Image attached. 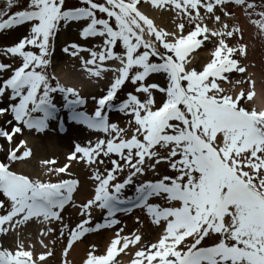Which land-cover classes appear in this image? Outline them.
Listing matches in <instances>:
<instances>
[{
    "label": "snow or ice",
    "instance_id": "snow-or-ice-1",
    "mask_svg": "<svg viewBox=\"0 0 264 264\" xmlns=\"http://www.w3.org/2000/svg\"><path fill=\"white\" fill-rule=\"evenodd\" d=\"M17 2L5 0L0 9V34L26 29L18 42L0 47L14 58L0 62V149L8 161H0L6 198L0 200V236L15 243L0 244V264H52L50 244L61 239L63 264H72L74 245L104 231L112 232L104 252L93 243L83 264H123L122 254L128 264H264V87L257 89L239 59L248 52L244 27L227 22L242 15L264 40V2L29 0L13 12ZM144 4L174 13L173 30L157 25ZM73 22H83L81 40L102 43H71L63 52L82 62L89 79L113 73L103 94L91 96V115L78 110L87 103L78 89L49 72L57 36ZM206 41L214 50L197 70L190 57ZM109 61L116 66H105ZM233 73L241 78L233 81ZM128 84L132 90L121 101L118 93ZM55 94L62 95L69 121L103 138L74 143L63 166L43 161L46 180L18 173L13 164L33 156L28 139L19 138L25 130L44 133L57 120ZM114 112L127 118V127L110 119ZM59 129L65 131L62 118ZM74 161L92 170L93 189L81 202L74 196L80 181L61 175H71ZM164 164L173 175L159 171ZM67 206L78 210L74 224L65 221ZM137 210L159 229L155 240L146 241L141 227L129 231L121 219ZM134 219L143 225L141 215ZM26 226L36 227L43 251L25 243Z\"/></svg>",
    "mask_w": 264,
    "mask_h": 264
},
{
    "label": "rangeland",
    "instance_id": "rangeland-1",
    "mask_svg": "<svg viewBox=\"0 0 264 264\" xmlns=\"http://www.w3.org/2000/svg\"><path fill=\"white\" fill-rule=\"evenodd\" d=\"M75 1L74 0H69L68 4L69 5H77V4H79V0H75ZM28 2H29V0H18L17 6L14 7L12 9V11L15 12L17 10H22L23 7H25ZM4 7H5V0H0V9H3ZM232 11H235V9H232ZM163 14H168V18L163 21L164 22L163 26L166 28V30H169V31L173 30L174 25H173V27H171L170 21L173 24V22L176 20V17L174 15V13H170V12L165 11ZM241 19L245 21V25L240 23ZM227 22L230 25L238 23L242 27L243 26H244V28L246 27V29L244 31V42L247 43V45H248V52H247V56L246 57H239V59H241L243 64L247 67V74H251V76L253 78L255 76V73L253 71H251V69H254L255 71H257V69L261 68L259 64L260 63L264 64V56H263V53H264V46L263 45H264V43H263V40L260 37L257 36L256 30L247 22V19L244 16L241 15L239 20L229 19ZM82 23L83 22H80V23L73 22V23L69 24L67 27H62L60 32H59V34H58V36H57V39H56V42H55V49L56 50H55L54 56H53L54 68H55L56 64L60 65L61 66V71L63 73H72L74 71H80V69L84 71L82 62L78 58L72 57L69 54H66V53L63 52V48L65 46H68L71 43H78V44H81L82 46H87V47L91 48L94 45H99V44L102 43L101 40H97V41H94V42H92L90 40L82 42V40L80 39V36H79V29H80V25ZM25 31H26V29L21 28L18 31H15V32H13L11 34H0V47L5 46V45H9L10 46L14 42H18V40H17L18 38L16 37V35L19 34V33L21 34V33L25 32ZM187 31H188V29L186 28L185 29V33ZM261 48H263V50L261 51L262 58L261 57L259 58L260 54H258V52L260 51ZM213 50H214V44L212 42H207L206 41L205 42V46H202L200 49L197 50V52L194 55L191 56L192 57L191 58V60H192L191 67H195L197 70H199L202 63H207V62L210 61L211 52ZM84 55H85L86 58L88 57L87 53H85ZM13 60H14V58H12L10 55L9 56H4L2 53H0V62L13 63ZM19 63H20V61L18 59H16V61H15L13 66L14 67L18 66ZM106 64H107V62L105 63V65ZM106 66H109V65H106ZM49 72H50V74L55 75L53 68H50ZM241 75L242 74H239V73H233V74H230V78L233 81H235V80L240 79ZM93 81H94V83L92 82V87L91 88H94L95 85H97L94 91L96 92L97 91L96 89H100V91H98L97 94H89V95L83 96L87 100V103L85 105V109H90L91 107H93L94 102L91 100V96H93V95L99 96V95L103 94L102 90L106 89V88H104V82L101 80V78H95ZM101 84H102V86H99ZM222 86L229 87V85L226 82L223 83ZM243 87L247 88V85L245 84ZM131 90H132V86L130 84H128L121 91V93L118 95L119 100L125 99L127 92L131 91ZM53 99H54V103L60 109V111L58 113L59 116L62 117L63 119L66 118V116H65L66 113L64 112L63 115L61 113V112L64 111L63 108H62V103L64 102L62 95L55 94ZM159 101H160V96H159V94H157V102L159 103ZM0 106H2V105H0ZM110 119L113 122H119L121 127H127V118L123 117L121 114H112L110 116ZM52 122L53 121H50V126L47 129V131L44 132V133H24L23 136L31 135V136H33L35 138H38L39 141L40 140L42 141L45 135L46 136H48V135H53L54 136V135H56L57 132H56L55 126L52 124ZM0 123H2V120H0ZM51 125H53V126H51ZM75 125H77V124H75ZM72 126L76 130L78 129L81 133H84V135L86 134V130L83 128L84 125L80 124V126H79V124H78L77 126H74V125H72ZM73 127H71V128H73ZM67 128H68V126H67ZM23 136L20 137V138H23ZM57 137H61L62 139H64L65 142H68V143L70 142L69 146H68V148L70 150H72L73 145L76 142L84 144L83 141L77 140V139H73V140H70V141L67 140L68 137H69L68 134H66L64 136L57 135ZM0 144H4V141H0ZM32 150H33V156L30 157L28 159V161L32 160L34 162V163L32 162V166H34V167H33V171L32 172H30V170H29V169H32V168L31 167L28 168L29 171H27V173H28L27 175H30V176L35 177V178H40V172H43V179L46 180L47 177L44 175V169H45L46 166L42 162L45 161V160H49V159H56V157L55 156L53 157L51 154L46 153V151L42 150V149H41V151H39L40 153H37L36 157H34L35 156V150L33 148H32ZM0 151H1L0 152V161H3V162L6 163L7 160H6V156H5V151L3 149L2 150L0 149ZM72 163H76L79 167L82 166V164H83L82 162H78V161H74ZM14 165L15 164H13V166ZM52 166L53 165H48V167H52ZM40 170H42V171H40ZM159 171L161 173H165V174H169V175H173L174 174V173L171 172V170L168 168V166L166 164L161 165L160 168H159ZM29 172H30V174H29ZM19 173L25 174L24 170L19 171ZM33 173H37V175H34ZM61 175L63 176L64 179H76V178H72L70 176H66V175H63V174H61ZM149 178H151V174H149ZM56 179H57V177H53V180H56ZM133 191H134V189H133ZM127 194H129V195L132 194V191H129ZM3 199H6V198L3 197L2 193H0V200H3ZM71 208H73V207L70 206V208H66V210L63 213V215H64V218H65L66 222L67 221H72L73 224H74L75 222H77L80 219V217H79L78 214H77V216H75L73 218L67 217L68 216V212H69L68 210H71ZM97 213H99V212H97ZM95 216L98 217L97 214H95ZM121 219L124 221V223H126L127 229L129 231H133V230H135L137 228V224L135 222V219H134L133 215H130L129 217L128 216H126V217L125 216L124 217L121 216ZM150 226H152L150 224V221L146 220L145 226L142 228V231L144 233V238H145L146 241L147 240H151L152 239L151 237L153 236V235H150L151 234V230L146 231ZM55 228L58 230V228H59V224L58 223L56 224ZM32 232H36V237H33L34 235H27L26 236L25 233L23 234V239L25 240V243L26 244L35 243L37 252L43 251V249L41 248L40 244L38 243L39 237H37L38 233L36 231V227H33ZM89 237H91V236H89ZM2 238H3V236H0V244H2L3 247L8 248L9 245L6 246L5 244L2 243ZM13 242H14V240L12 241V243ZM59 242L62 243V248H63V246L66 245V241L62 239V240H59L55 244L56 247H58L57 244ZM85 243H87L91 247V245L94 243V240L90 238V241L88 239V240H86ZM211 244H212V241L208 240V241H206L205 246H210ZM90 250H92V249H90ZM58 252H59L58 253V258H60L59 262L56 263V262L53 261V258H49L51 260L52 264H63L62 261H63L64 257L62 255V250H58Z\"/></svg>",
    "mask_w": 264,
    "mask_h": 264
},
{
    "label": "bare ground",
    "instance_id": "bare-ground-1",
    "mask_svg": "<svg viewBox=\"0 0 264 264\" xmlns=\"http://www.w3.org/2000/svg\"><path fill=\"white\" fill-rule=\"evenodd\" d=\"M254 2L259 5L262 2H264V0H255ZM148 12L151 15V17L154 19L155 23L157 25L163 27L162 21L168 18V14H163V13L154 11L153 9L148 10ZM240 23L245 25V21L242 19L240 20ZM244 29H246V27ZM25 34H26V31L21 33V34L20 33L17 34L16 35V37L18 38L17 40H19V38ZM263 43H264V40H263ZM262 50H263V48H261L260 51L258 52V54H260L259 58L260 57L262 58V56H261ZM263 56H264V53H263ZM204 65H205L204 63L201 64V68H203ZM259 65L261 68L257 69V71H255L254 69H251V71H253L255 73V76L253 77V79L256 80V82H257V89L258 90H260L262 87H264V64L260 63ZM54 74H55L56 78H58V80L62 84L76 87L81 95L86 96V95L94 93L93 92L94 88L93 89L90 88L91 87L90 85H91L93 79H89L88 75H84L82 72L79 73V72L74 71L72 73H63L61 71V66L56 64L55 68H54ZM107 79L108 80L106 81L105 85L110 86V82L113 79V73H109ZM105 80H106V77H105ZM105 80H104V82H105ZM97 93L98 92H95V94H97ZM69 127H73V126H71V124H70ZM32 133H34V132H32ZM66 133L69 135V137L67 139L69 141L73 140V139H77V140H81V141H83V140L87 141V140L91 139L94 141L95 137H97L99 135H100V137L102 136L99 132H92V133L90 132V133L84 135L78 129L76 131V130H72V128L71 129L68 128ZM64 135H66V134H64ZM25 138L28 139L29 147L31 146L35 150V156L34 157H36V154L40 153L39 151H41V149H42V150H45L46 153H49L53 157L54 156L56 157V159L58 161L57 166H63V164L67 162L66 156L70 150L68 148L70 142L69 143L65 142L64 139H62L61 137H57V135H54V136L53 135H48V136L45 135L42 141L41 140L39 141L38 138H35L33 136H26ZM32 162H33L32 160H29L27 163H21L19 165L16 164L15 167H13V170L16 172L24 170V172L26 174H28L27 171H29V170H30V172L33 171L34 166H32ZM30 167L32 169L28 170V168H30ZM30 172H29V174H30ZM70 172H71V175H68V174H65V175L73 176L80 181V191L78 193L74 194V196H75V200L77 202H81V201L85 200L87 195L93 189V183L94 182L89 179V177L92 174V170L89 167H86L84 165L79 167L76 163H72L70 166ZM33 174L37 175V173H33ZM40 178H43V172H40ZM134 213H136V212H134ZM77 214H78V210L76 208H73L68 212L67 217L73 218V217L77 216ZM136 215H138V213H136ZM142 220H143V225H140L139 227L145 226V223H144L145 220L144 219H142ZM55 225L56 224H53L52 226L55 227ZM32 230H33V227H27L26 226V230L24 231L25 235L26 236L27 235H34L33 237H36V232H32ZM150 230L153 232V234H155L153 236V239H152V240H155L159 229L158 228L154 229L153 227H151ZM111 236H112V232L106 231L100 235L95 234L94 236L87 237L83 240V242L78 241L74 245L73 249L70 250V254H69L68 259L72 262V264H82L83 260L86 258L87 252L90 251V249H91L90 245L85 243L86 240H88V239L90 241V238L94 240V244L96 245L97 252L103 253L105 250V246L109 241V237H111ZM37 237H39V236L37 235ZM11 240H13V238L11 236H3V243H5L6 246H8V243H10ZM14 244H15L14 242L11 243L10 246H8V248H14L15 247ZM57 245H58V247L50 244V247H53L55 250V258H53V261L56 263H58L59 259H60V258H58V253H59L58 250H62V243L59 242ZM122 260H123L124 264H128V258H126V256H123Z\"/></svg>",
    "mask_w": 264,
    "mask_h": 264
}]
</instances>
